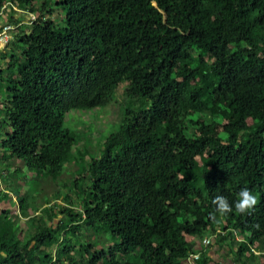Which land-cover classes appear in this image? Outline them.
<instances>
[{
  "label": "trees",
  "instance_id": "16d2710c",
  "mask_svg": "<svg viewBox=\"0 0 264 264\" xmlns=\"http://www.w3.org/2000/svg\"><path fill=\"white\" fill-rule=\"evenodd\" d=\"M0 15V264H206L210 234L235 264H264V0H0ZM120 83L136 106L87 162L83 196L28 213L16 191L11 217L8 184L60 175L80 152L66 114ZM245 187L250 214L211 215Z\"/></svg>",
  "mask_w": 264,
  "mask_h": 264
},
{
  "label": "rangeland",
  "instance_id": "374dc122",
  "mask_svg": "<svg viewBox=\"0 0 264 264\" xmlns=\"http://www.w3.org/2000/svg\"><path fill=\"white\" fill-rule=\"evenodd\" d=\"M124 84L125 83L119 84L113 92L108 104L90 110H71L66 114L64 126L79 134V138L81 139L78 143L80 152L72 159V162L65 165L60 175L54 178L46 175L38 176L30 171H27L26 176H24V170V174H21V179L18 180V183H9L7 192L10 194V197L3 200L2 203L9 208L11 217L19 214L18 207L14 202V193L16 191L22 193L28 191L29 199L27 203L31 207L34 205L33 208L30 207V209L27 210L28 213H33L39 206L42 207L47 201H49V203L57 202L61 204L60 202L66 194L74 198H81L83 196V192L89 185L85 170L87 162L90 161V158L99 156L101 152L100 148L106 136L118 128L125 107L136 106V102L134 101L128 103L125 100H121L119 89L121 92V88ZM0 120L2 121V118ZM8 129V127L0 122L1 133H5ZM0 179L4 181L3 177ZM1 188H4V186L2 185ZM54 198L56 199L53 200ZM41 203H43V205H40ZM45 212L46 211H42L37 219L46 221L44 216ZM58 218L65 219L63 214H58V217L55 218L53 222ZM92 235H94V233H90L89 231L87 237H91ZM105 235L106 236L98 235L97 238L99 241H97V246L103 247L107 239L111 241V238H113L109 233H105ZM26 256L29 260L35 259V255L30 252H26Z\"/></svg>",
  "mask_w": 264,
  "mask_h": 264
},
{
  "label": "clouds",
  "instance_id": "9594fccd",
  "mask_svg": "<svg viewBox=\"0 0 264 264\" xmlns=\"http://www.w3.org/2000/svg\"><path fill=\"white\" fill-rule=\"evenodd\" d=\"M212 203L215 205V211L211 214L213 216L215 215V213L226 215L233 211V206L235 208V211L239 214H250V212L254 210L255 206L258 204V199L257 196L254 195L249 188L245 187L239 191V193L237 194V199L233 203H230L226 196L219 194L214 197ZM211 235L212 234L207 236ZM212 239L213 236H211L210 242L212 241Z\"/></svg>",
  "mask_w": 264,
  "mask_h": 264
},
{
  "label": "crops",
  "instance_id": "0c3cea01",
  "mask_svg": "<svg viewBox=\"0 0 264 264\" xmlns=\"http://www.w3.org/2000/svg\"><path fill=\"white\" fill-rule=\"evenodd\" d=\"M16 16H24L25 18L27 17V14L24 13L23 10L18 9L16 11ZM1 16V15H0ZM7 22V19H1L0 17V26L5 24ZM1 95V94H0ZM0 112H1V103H0ZM0 115V119H1ZM2 123V121L0 120ZM212 243L209 244L208 246H201L199 242H197V247L201 249L202 253L206 252L207 253V258H206V264H235L234 260L235 257L233 255V252L227 249L226 247V242L223 243H215L211 241ZM200 261H204L202 255L199 259Z\"/></svg>",
  "mask_w": 264,
  "mask_h": 264
},
{
  "label": "built area",
  "instance_id": "2783aa9c",
  "mask_svg": "<svg viewBox=\"0 0 264 264\" xmlns=\"http://www.w3.org/2000/svg\"><path fill=\"white\" fill-rule=\"evenodd\" d=\"M28 18L30 20H33L34 19V15L33 14H29ZM10 29H12V26L10 24H8V23H5V24H3L0 27V49L3 48L8 43V41L11 39ZM211 236L214 237L216 235L212 234ZM211 236H206V237L203 238V240H202L203 246H207L210 243ZM198 257H199L198 253L193 255L194 259H197ZM50 264H54V263L51 262Z\"/></svg>",
  "mask_w": 264,
  "mask_h": 264
}]
</instances>
